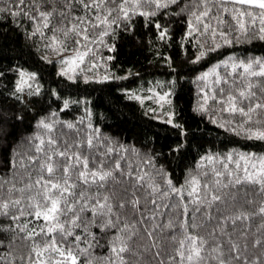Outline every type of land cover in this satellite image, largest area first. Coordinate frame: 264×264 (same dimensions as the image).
Masks as SVG:
<instances>
[{"label":"trees","instance_id":"16d2710c","mask_svg":"<svg viewBox=\"0 0 264 264\" xmlns=\"http://www.w3.org/2000/svg\"><path fill=\"white\" fill-rule=\"evenodd\" d=\"M15 0H0V8L6 10L13 7ZM212 14L218 13L222 7H233L232 5L210 4ZM182 7L187 12L192 7V0H183ZM171 15H157V22L168 28L169 38L160 40L157 30L147 26L143 17H133L130 30L123 32L119 29L113 36L104 38L105 44L91 45L92 52L86 58V63L77 69L78 72L92 76H109V80L97 83L95 79L84 83L77 76L74 83L64 77L57 75L60 65L58 63H44L40 57L48 56L49 59L56 61L58 58L48 53L44 44L47 41L37 36L29 40L26 30H33V25L23 17H7V11L0 13V65H22L26 70L37 74V82L41 92L38 96L22 95L17 102L12 98L10 90L12 88L11 74L9 79L0 81V129L3 130V137L0 138V178L15 183L17 188H23L29 182L28 172H32V179H35V168L28 164V155L35 154L34 145L39 144L37 137L47 141L51 135L57 139V147L63 150L68 144L80 143L84 141L83 147L73 149L83 155H95L97 161L107 160L114 162L115 159L123 157L121 160L124 170L129 169V165L135 170L144 169L151 176V182L159 185L162 191H169L166 180L170 179L172 184L181 188L186 185V180L192 176H197L201 184L213 183L216 177L212 173V168L223 171L221 164H209L202 158L214 156L218 159L223 158L229 153L255 154L264 156V141L248 140L243 135H237L233 128L239 130V123L245 119L238 114L233 116L228 112L222 111L224 107L217 103L222 99L220 89L225 90V95L230 91L233 95L238 94L242 89L251 83L254 87L251 91L256 96L251 100H244L243 106L249 104L264 103V78L241 76L242 71L237 69L233 72L231 64L253 59H264V41L255 39H245L241 37L239 41H234L232 45H225L223 41L217 39L216 43L222 46L214 52H209L197 63L192 61L199 54L200 44L207 48L212 43L210 34L201 35L202 26L194 34L191 40L185 41L187 15H176L180 9L172 6L169 9ZM231 20L230 15L224 17ZM23 20L19 26L16 21ZM211 23L215 26V20ZM259 22L257 21V27ZM47 32V30H45ZM51 35V33H47ZM235 36L236 34L233 33ZM207 41V44H205ZM115 44V52H109L107 46ZM203 50V49H201ZM71 45L69 52L71 55ZM114 57L109 60L108 57ZM231 58V59H230ZM227 62V63H226ZM92 64L95 68L88 71ZM83 69V71H81ZM207 73L206 79H198ZM231 73V75H229ZM227 78L229 83L224 84L223 79ZM220 79V83H216ZM101 80V79H99ZM33 84V87H36ZM168 93L167 99L171 103L160 104L165 110L173 113V121L181 127H173L157 119L156 112L150 111V106H156L155 100L160 95ZM129 95L140 99H129ZM205 97L207 103L204 104ZM215 97V98H213ZM67 102L68 107L64 104ZM203 105L204 110H198ZM41 120L53 125L52 132L39 126ZM264 121V110H257L253 114V121ZM215 121V123L213 122ZM231 121L229 124L228 122ZM71 123L74 127L69 129L67 124ZM224 124V127H220ZM63 133L64 135H61ZM89 136L94 137L97 147L89 149L86 140ZM48 148L47 143L43 145ZM115 149V155L105 156L106 149ZM151 159V164L144 163ZM10 161L16 163L13 168ZM20 161H23L22 166ZM203 165V166H201ZM234 167V165H230ZM207 172L208 175H203ZM243 173H238L242 175ZM117 180L123 181L124 178L116 173ZM75 179V177H73ZM228 178H223L222 182H227ZM11 183L5 184L0 190V198L8 199L7 189ZM126 183H116L109 180L107 183V194L112 197L114 211L120 214V228L128 224L129 230L123 234L119 229H107L101 232L97 227H91L90 231L95 234L96 240L93 241L88 236V241L93 243V247L88 248V243H80V248H88L87 256L77 250L80 256V264H86L91 260L92 264H121V261L111 252L112 242L117 235H123L127 242L128 251L123 253L124 264H181L180 257L176 255L179 242L186 237L199 235L209 243L204 247L205 259L203 264H218L211 252L210 244L213 226L216 220H207L211 215L217 217V208L223 210L225 215H232L234 211L240 209L243 203V193L249 190L248 199L253 203L243 205L248 211L259 208L264 202V195L259 194V189L250 191L252 186H239V194L233 201V194L237 193L236 188H218L217 194L221 195L224 204L213 205L212 208L202 207L200 213L193 214L194 205L189 203V215L183 214L180 199L176 195L170 194L168 197L158 199L161 205L168 204L171 207L160 208L154 220L139 223L141 216L139 212L134 213L130 205L124 210L119 209L118 205L123 199H133L132 189L124 193ZM185 187V201L190 198L187 196ZM79 191V189H77ZM100 194H105V189H100ZM91 192L96 194L97 189L92 186ZM32 193L13 192L12 199L23 196L34 195ZM141 197V211L150 208L145 205L143 200L144 190L136 193ZM239 202V203H237ZM14 214H18L13 210ZM89 217L91 213L87 214ZM106 217L98 218L101 222ZM116 219L115 216L112 217ZM171 220L175 227L172 230L157 228L150 239L148 231H153V225L167 224ZM27 216L19 221L13 222L10 216L0 215V255H5L13 264H24L27 261L32 249V242L22 239L26 232L32 227H37L38 222L33 221L29 224V229L25 232L13 231L17 225L23 227L28 223ZM196 225L187 229L180 227L183 223ZM264 223L260 217H255L251 221H246L241 226L247 229V239H241V246L247 244L250 259L257 260L258 256H264V251L259 247L253 248L256 239L260 238V225ZM135 224V227L131 225ZM229 225V231H231ZM134 233V235H133ZM77 234H81L77 230ZM129 237H131L129 239ZM174 237V238H173ZM46 237H37L36 243L40 244ZM96 241H99L97 245ZM156 247H152L153 244ZM119 246V245H117ZM157 252L159 255L157 256ZM49 254L46 253L47 258ZM52 255H55L54 253ZM20 257H23L22 261ZM175 257V259H173ZM4 264V262H0ZM183 264H187L185 260Z\"/></svg>","mask_w":264,"mask_h":264},{"label":"snow or ice","instance_id":"6c2138e0","mask_svg":"<svg viewBox=\"0 0 264 264\" xmlns=\"http://www.w3.org/2000/svg\"><path fill=\"white\" fill-rule=\"evenodd\" d=\"M210 4H230L233 7H222L217 14L213 15ZM182 5L183 0H15L13 7L7 10L0 8V13L7 11V17H23L32 24L33 30H26L27 38L29 40H33L37 36L44 38L47 41L44 44L45 50L58 58L56 61L49 59L48 56H42L40 59L44 63L54 66L58 63L60 68L57 75L74 83L79 75L77 69L86 63V58L92 52L91 45L105 44L104 38L114 37L117 29L128 32L133 17H143L147 26L157 30L160 40H167L169 38L168 28L157 22L155 18L158 14H173L169 11L172 6L180 9L179 12H175L176 15L183 14L190 17L187 20L186 35L183 38L185 41L193 38L194 34L198 32L199 26L203 28L201 35L210 34L211 36L212 43L207 48L197 41L199 54L192 61L193 63L199 62L209 52L220 48L222 45L216 43L217 39L223 41L225 45H232L241 37L245 39L254 37L264 41V0H192V7L187 12ZM228 15L231 17L230 21L224 18ZM212 20H215V26L211 23ZM257 21L259 22L258 27ZM21 23L23 20L16 21L17 26ZM0 27H3L2 23H0ZM47 33H51V35L49 36ZM233 33L236 35L234 36ZM69 45H71L72 54L65 55L69 52ZM105 46L109 52L116 50L115 44ZM108 59L111 60L114 57L110 56ZM96 66V64H92L88 71ZM231 67L233 72H236L237 69L242 70L239 73L241 76L264 78V59L233 62ZM9 74H11L12 82L10 93L17 102L25 93L29 97L40 95L41 89L36 84L37 74L35 72L26 70L22 65H8L7 67L0 65V81L9 79ZM207 75L205 73L198 79H206ZM109 78L106 75L95 82L102 83ZM89 82H91V78L85 76L84 83ZM220 82V79H217L216 83ZM223 83L228 84V79L224 78ZM33 84H36V87H33ZM253 87L254 85L249 83L246 89L240 90L236 95L230 91L225 95V90L220 89L223 98L217 100V103L224 106L222 111L233 116L238 114L245 118L239 123V130L232 129L235 134L243 135L248 140L264 141V121H253V114L257 110H264V103L258 102L249 104L247 107L243 106L244 100H251L256 96V93L251 91ZM168 95V93L160 95L158 102L170 104L171 101L167 99ZM129 99L140 98L129 95ZM206 103L207 97L204 100V104ZM64 107H68L67 102ZM198 110L203 111L204 106L201 105ZM164 115L167 116L164 123L173 127H181L173 122V113H164ZM213 122L215 123V121ZM228 123L230 124L231 121ZM39 126L49 133L52 132L53 125L45 120H41ZM224 126V124H220V127ZM67 127L72 129L74 126L69 123ZM61 135L64 134L61 133ZM2 137L3 130L0 129V138ZM36 139H39L40 143L34 145L35 154L28 155V164L25 166L26 170L30 167L35 168V179H32V172H28L29 182L23 188H17L15 183L0 178V190H3L5 184L11 183L7 189L10 194L9 198H0V215L10 216L13 222L19 221L25 216L29 218L28 223H25L23 227L17 225L15 229L11 230L25 232L29 229V224L33 221L38 222L37 227H32L22 237L23 240L32 242L31 253L24 264H80L77 250L87 256L88 248L93 247V243L88 241V236H91L93 241L96 240L95 234L90 231L91 227H97L101 232L107 229H119L121 234L127 232L130 226L125 224L123 228L119 227L120 214L114 211L112 197L107 194L109 180L126 183L127 187L123 189L124 193L128 192L129 187L132 189L134 198L121 200L118 207L124 210L130 205L134 213H140L139 223L154 220L156 215L160 214L161 207L170 208L171 206L168 204L158 203V199L168 197L170 194L179 197L180 204L177 207H182L186 217L189 215V203L195 206L193 214L200 213L205 203L208 208H212L216 204H224L222 196L217 194L220 187L237 189V193L232 196L233 201L239 194V186L245 184L252 186L250 191L254 192L258 188L259 194L264 195V156L229 153L223 160L214 156L204 157L202 160H206L209 164L218 163L223 167V171L212 168V173L216 177L213 183L201 184L197 176H192L186 180L185 186L177 188L168 179L166 184L169 191H162L159 185L151 182V176L143 168L137 171L129 165V169L125 171L121 163L123 157L115 159L114 162L103 159L97 161L93 154L86 156L73 150L82 148L84 141L68 144L66 148L60 150L53 147L57 145L58 138L55 135H51L47 141L39 137ZM94 139L92 136L87 138L86 143L89 149L97 147ZM45 143L48 145L47 149L43 147ZM104 155H115V149L108 147ZM9 163L13 168L17 166L15 162L10 161ZM144 163L151 164L152 161L148 159ZM20 164L24 166L23 161H20ZM230 165H234V167H230ZM241 172L243 174L238 175ZM116 173H119L124 180H117ZM203 175H208V173L205 172ZM223 178H228L227 182H222ZM92 186L97 189L95 195L91 192ZM185 187L188 189L186 194L190 198L188 201H185L184 198ZM100 189H105L103 196L100 194ZM33 190H35V194L27 196L26 200L23 196L16 199L11 198L13 192L32 193ZM142 190H144L145 205H151L144 211H141V197L136 195ZM248 195L249 190H246L243 193L244 199L240 209L234 211L232 215H225L222 209L217 208V217L211 215L206 217L209 221L216 220L210 233L212 237L210 247L214 254L212 259H215L218 264H264V256H258L256 261L251 260L247 254V244L241 246L240 243L241 239H247V229L241 227L244 222L251 221L255 217L264 220V202L253 211L243 208V205L253 203L248 199ZM13 210L18 214H14ZM88 213H91L90 217L87 215ZM113 216L116 217L115 220L112 219ZM102 217H106V219L98 223L97 219ZM229 225H231V231H229ZM131 227L134 228L135 224ZM174 227V223L169 220L167 224L153 225V231H148L147 228L145 231L151 239L157 228L163 231L164 229L172 230ZM180 227L187 229L196 227V225H189L185 221ZM77 230H80L81 234H77ZM259 231H261V236L256 239L252 247H259L264 251V223L260 225ZM37 237H46L47 239L37 244ZM186 240L187 244L184 240L179 242V248L176 251L181 264L185 260L187 264H203L204 247L209 242L199 235L191 234L186 237ZM83 242L88 243V248L79 247ZM96 243L98 245L99 241ZM2 245L3 241H0V246ZM156 246L155 243L152 245V247ZM128 250L123 235H117L112 242L111 252L120 259L121 264H124L122 254ZM46 253L49 254L47 258ZM53 253L55 255H52ZM156 254L158 256L159 252ZM20 259L24 260L23 257ZM0 262L13 264V261L5 255H0ZM86 264H92L91 260H87Z\"/></svg>","mask_w":264,"mask_h":264},{"label":"rangeland","instance_id":"374dc122","mask_svg":"<svg viewBox=\"0 0 264 264\" xmlns=\"http://www.w3.org/2000/svg\"><path fill=\"white\" fill-rule=\"evenodd\" d=\"M60 68V67H59ZM59 70V69H58ZM77 72H78V70H77ZM79 73V77H80V79L81 80H83L84 81V77L85 76H88V75H86V74H83V73H80V72H78ZM88 77H90V76H88ZM91 79H95V80H99V79H102L103 78V76H99V75H96V76H92V77H90ZM155 102H156V106H150V111H154V112H156L157 114H156V117H157V119H159V120H162V121H164V120H166L167 119V116H165L164 115V113H172L171 111H167V110H165V108H164V106H161V102H158V99H156L155 100ZM174 122V121H173Z\"/></svg>","mask_w":264,"mask_h":264}]
</instances>
